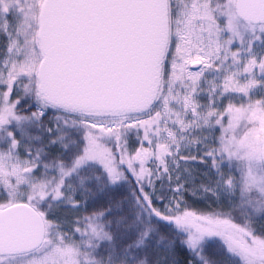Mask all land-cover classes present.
Here are the masks:
<instances>
[{
  "label": "snow or ice",
  "instance_id": "1",
  "mask_svg": "<svg viewBox=\"0 0 264 264\" xmlns=\"http://www.w3.org/2000/svg\"><path fill=\"white\" fill-rule=\"evenodd\" d=\"M0 264H264V0H0Z\"/></svg>",
  "mask_w": 264,
  "mask_h": 264
}]
</instances>
